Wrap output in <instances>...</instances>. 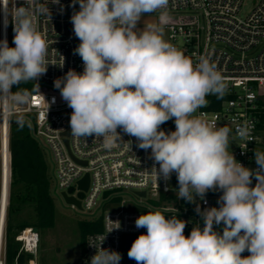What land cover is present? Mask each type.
<instances>
[{"label": "clouds", "instance_id": "9594fccd", "mask_svg": "<svg viewBox=\"0 0 264 264\" xmlns=\"http://www.w3.org/2000/svg\"><path fill=\"white\" fill-rule=\"evenodd\" d=\"M76 3L79 10L70 19L80 43L73 54L81 57L83 72L69 69L54 81L73 110L71 135L95 137L106 149L122 142L121 132L135 137L140 149L151 150L150 182L158 185L175 173L178 198L195 202L209 190L222 192L219 207L202 213L204 227H194L188 236L186 222L179 218H166L160 211L139 215L135 226L146 233L133 241L129 259L136 264H264V150H254L256 169L245 167L229 149L233 140H250L249 123L233 132L199 111L208 106V96L222 99L228 93L216 64L207 56L194 63L165 39L169 0H72L73 7ZM26 5L10 11L7 0H0L14 32V47L6 37L0 40L4 116L15 105L30 102L32 92L22 85L45 75L49 65L48 41L38 30L29 0ZM38 12L51 20L49 0ZM154 13L155 22L138 26ZM169 120H174V131L161 128ZM17 123L24 127V120ZM108 220L117 225L108 232L120 228L119 221ZM214 224L224 225L222 234ZM105 239L97 235L88 242L95 249L90 264H120L121 253L104 248ZM245 251L249 255L242 256Z\"/></svg>", "mask_w": 264, "mask_h": 264}, {"label": "built area", "instance_id": "2783aa9c", "mask_svg": "<svg viewBox=\"0 0 264 264\" xmlns=\"http://www.w3.org/2000/svg\"><path fill=\"white\" fill-rule=\"evenodd\" d=\"M242 1L169 0L170 20L166 29L169 42L194 63L201 56L210 57L224 76L229 85L228 93L222 99L208 96V106L199 111L206 113V118L217 127L227 126L233 132L245 122L249 123L250 140H233L229 150L245 167L256 169L258 166L254 150H264V0H257L251 11L241 17L239 11ZM7 3L10 11L15 6H27L26 0H7ZM44 3L45 0H29L38 30L46 37L49 45L47 73L32 81L34 91L29 103L13 107L9 116L0 115V130L6 126L8 135L12 115L25 114L29 118L26 121L32 136L40 145H45L52 161L54 194L60 197L64 192L73 196L80 201L81 212L99 209L114 197L104 196V193L116 190L144 192V198H159L171 190L176 195L178 188L170 184V180L176 178L175 173L168 181L160 179L158 185L150 182L146 171H150L154 164L151 150L140 149L135 137L121 132L122 142L106 149L100 139L88 137L84 140L71 135L69 121L73 110L62 100L60 91L54 87V81L63 77L69 69L83 72L81 57L73 54L80 41L74 35L70 19L73 12L79 10V4L73 7L72 0H60L59 4L49 0L51 20H48L38 12ZM13 36L11 18L8 17L6 23L5 13L0 10V40L6 37L9 46L14 47ZM43 97L50 105L49 110ZM167 123L175 126L173 121ZM67 130L69 133L65 137ZM156 167L159 168V165ZM84 174H88L89 182L87 189L81 191L77 188V182ZM255 183L253 177L252 186ZM220 195L222 192L219 190H209L203 199L197 197L195 202L189 201L188 207L182 206L176 195L181 209L172 206L148 207L142 203H138L141 208L128 209L123 203L115 209L106 208L101 215L102 229L86 236L78 264H90L95 249L88 242L95 240L97 235H106L103 247L121 253L120 264H123V239L140 234L141 228L135 226V220L146 211H160L185 221V235H189L196 226L202 229V213L206 209L219 207L217 201ZM70 208L78 210L74 205H70ZM191 208L194 211L192 216L189 214ZM108 217L112 221H119L120 228L108 232L117 226ZM4 223L5 213L0 221V264H8L5 258ZM223 227V224H214V230L221 234ZM15 240L21 243L18 252L23 251L35 257L39 238L34 228L24 229L15 236ZM247 255V251L242 253V256Z\"/></svg>", "mask_w": 264, "mask_h": 264}, {"label": "rangeland", "instance_id": "374dc122", "mask_svg": "<svg viewBox=\"0 0 264 264\" xmlns=\"http://www.w3.org/2000/svg\"><path fill=\"white\" fill-rule=\"evenodd\" d=\"M256 2L257 0H243L240 7L239 15L241 17L247 15L254 7ZM156 20H157V14L155 13L150 14L143 17L141 23L138 26L143 27L145 23L155 22ZM167 35L168 32L167 29H165L166 40H168ZM29 83L34 91V83L32 81H30ZM21 105L22 104H18L15 105L14 107H19ZM12 118H23L24 120L29 119L25 114L12 115L11 119ZM169 121L174 122V120H169ZM40 146L42 148L44 159L47 165V175L50 180V193L53 201V208H52L51 226L36 228L39 238V243L35 257H33V255L31 254L26 255L27 257L35 258V259L37 257V262L39 264H78V261L84 250V247L81 243V231H82L81 224L96 220L104 213L106 208L112 209L113 206H115L114 204L123 203V206L128 209H132L134 207L141 208L142 206L138 205V203H142L143 206H148V207L172 206L181 209V207L178 204V200L174 190H171L169 194H161L159 198L148 196L144 199H139V197L134 195V193L129 192L128 190H116V191L104 193V196L108 197L112 195L114 197L111 202L110 201L105 202L104 205L99 209L94 208L91 211L84 210L83 212H81L80 210H74L70 208V206L66 205L57 194H54L52 161L45 145L42 144ZM8 182H9V169H8ZM17 191H19L21 198L20 200L15 202V205L18 207V209L12 213V217L14 220L13 222L14 223L17 222L19 224L24 225V228L21 231L29 227L34 228V223H35V217L33 211L34 204L32 200L27 198V195L30 192V190H26L22 185H20L19 188L15 189V192ZM81 195L82 194H80V196ZM101 197L103 198V195ZM102 198L99 199L98 202H100ZM189 214L191 216L194 214L193 208L189 210ZM186 220L189 221L188 218H186ZM18 243L20 247L21 243L20 242ZM84 245H85V241H84ZM20 253H23V251ZM5 258H6V253H5Z\"/></svg>", "mask_w": 264, "mask_h": 264}, {"label": "trees", "instance_id": "16d2710c", "mask_svg": "<svg viewBox=\"0 0 264 264\" xmlns=\"http://www.w3.org/2000/svg\"><path fill=\"white\" fill-rule=\"evenodd\" d=\"M22 87H26L33 92L30 83L22 85ZM13 91H15V87ZM21 119L24 120L23 118H12L8 128L9 182L4 223L5 253L8 264H11L18 254L19 243L15 240V236L24 228L23 224L13 222L12 213L18 209L15 202L21 198L19 191L15 192L16 188L22 185L24 189L30 190L27 198L32 200L34 204V228L49 227L52 224L53 201L42 148L32 136L30 125L26 120H24L23 128L19 126L17 121ZM161 128L165 131L175 130V126L167 122ZM114 205L112 209L118 206V204ZM81 227V243L84 247L85 238L89 233L101 231V216L96 220L82 223ZM17 260L21 261L20 253Z\"/></svg>", "mask_w": 264, "mask_h": 264}, {"label": "water", "instance_id": "95a60500", "mask_svg": "<svg viewBox=\"0 0 264 264\" xmlns=\"http://www.w3.org/2000/svg\"><path fill=\"white\" fill-rule=\"evenodd\" d=\"M69 133V130H67L64 133V136L66 137ZM65 145L67 146V140H64ZM88 182H89V176L88 174H84V176L77 182V188L81 191H85L87 189L88 186ZM170 184L172 187L174 188H178V182H177V178H172L170 180ZM0 189H1V184H0ZM134 195L138 196V197H145V193L144 192H133ZM60 198L61 200L68 206L70 205H74L78 210H81V206H80V201L77 200L76 198H74L73 196H68L66 195L64 192H62L60 194ZM179 202L182 206L184 207H188L189 206V201L183 198L179 199ZM0 203L1 202V193H0ZM166 216V218H171V217H175L174 215H168V214H163ZM176 218V217H175ZM34 230H36V228H34ZM141 233H146V229L141 228ZM139 234V235H140ZM139 235H133V236H126L123 239V264H136V261L133 259H129L128 257V250L130 249L133 241L139 236ZM188 236V235H186Z\"/></svg>", "mask_w": 264, "mask_h": 264}, {"label": "bare ground", "instance_id": "6f19581e", "mask_svg": "<svg viewBox=\"0 0 264 264\" xmlns=\"http://www.w3.org/2000/svg\"><path fill=\"white\" fill-rule=\"evenodd\" d=\"M0 173H1V212H0V221H2V218L5 213V206H6V200H7V187H8V135H7V127L4 126L0 130Z\"/></svg>", "mask_w": 264, "mask_h": 264}, {"label": "crops", "instance_id": "0c3cea01", "mask_svg": "<svg viewBox=\"0 0 264 264\" xmlns=\"http://www.w3.org/2000/svg\"><path fill=\"white\" fill-rule=\"evenodd\" d=\"M38 248V246H37ZM20 252H18V254L15 256L13 262L11 264H39L37 262V257L36 259L35 258H30V257H27L26 255H30L28 253H20L21 254V261H18L17 260V256L19 255Z\"/></svg>", "mask_w": 264, "mask_h": 264}]
</instances>
